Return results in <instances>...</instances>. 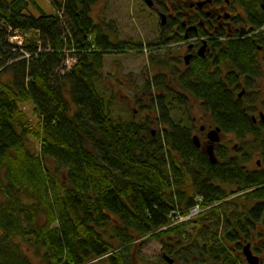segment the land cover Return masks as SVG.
Wrapping results in <instances>:
<instances>
[{
    "label": "trees",
    "instance_id": "trees-1",
    "mask_svg": "<svg viewBox=\"0 0 264 264\" xmlns=\"http://www.w3.org/2000/svg\"><path fill=\"white\" fill-rule=\"evenodd\" d=\"M96 2L52 0L56 13L40 6L36 13L27 0H0V264H128L123 249L147 239L162 243L165 258L179 256L194 242L190 223L204 226L199 219L221 214L219 204L235 194L238 215H228L227 228L214 230L186 262L249 264L242 240L254 236L264 249V122H253L237 97V79L208 64L178 82L222 132L242 140L232 149L218 145L217 162L196 146L190 126L172 119L162 97L164 132L117 118L100 87L105 56L137 44L111 39L92 16ZM10 27L34 33L18 47ZM250 51L249 43H231L222 53L235 67L237 54L245 60ZM28 136L40 142L38 153ZM255 152L261 164L251 169ZM197 197L209 210L179 221Z\"/></svg>",
    "mask_w": 264,
    "mask_h": 264
},
{
    "label": "rangeland",
    "instance_id": "rangeland-1",
    "mask_svg": "<svg viewBox=\"0 0 264 264\" xmlns=\"http://www.w3.org/2000/svg\"><path fill=\"white\" fill-rule=\"evenodd\" d=\"M28 8L38 13L37 6H40L45 12H54L53 6L49 0H27ZM92 16L96 21L105 24V28L115 42L130 41L136 43L130 51L126 52H108L105 56V65L100 78V87L107 97L113 98V113L122 120H133L142 123H148L149 129L158 132H164L166 125L162 120L160 113L159 98L162 97L170 105L171 117L183 125L191 127V134H198L200 137L199 127L205 124L207 128L214 127L209 110L202 104L201 100L196 99L189 92L184 91L179 85V79L185 73L178 74L177 64L170 59L164 46L158 44L160 34L156 19L151 16L148 10L141 9L139 0H98L93 6ZM33 31L25 33L24 36L33 35ZM16 40V39H13ZM41 38V44L43 45ZM1 58V57H0ZM9 73H5L6 78ZM147 81L150 84L147 85ZM173 91L174 95L181 93L187 99L186 104L174 99L168 91ZM154 97V99H152ZM264 106V93L257 96ZM25 110L28 114L32 112V102L25 104ZM28 146L34 151H39L40 142L31 136H28ZM241 139L234 133H224L221 142L230 149L241 143ZM260 160V152H255L248 166L254 169ZM260 165V164H258ZM53 168V164L51 165ZM236 194L229 198V201H223L219 204L221 214L213 212L200 218L204 226H198L196 222L190 223L186 230L191 234L194 242L190 245L183 246L179 249V256H168L174 258L170 263L163 256L162 243L159 240L147 239L142 241L140 248L135 249L133 245L124 248L128 264H188L186 260L191 256L192 251L200 248L207 241L216 229L225 230L227 228V216L231 213L238 215L236 207ZM237 208V209H236ZM236 209V210H235ZM206 209V211H208ZM205 211V212H206ZM204 212V211H203ZM200 213L195 218L201 216ZM193 221V220H192ZM190 237V238H191ZM195 237V238H194ZM247 241L254 247H261L260 240L256 237L242 240L244 246ZM186 242V241H185ZM231 245V244H230ZM260 253L254 252L261 256L264 264V249L261 247ZM30 254L33 252L27 250ZM240 255L246 261L245 256L240 251ZM191 264V263H190ZM201 264V263H199Z\"/></svg>",
    "mask_w": 264,
    "mask_h": 264
},
{
    "label": "flooded vegetation",
    "instance_id": "flooded-vegetation-1",
    "mask_svg": "<svg viewBox=\"0 0 264 264\" xmlns=\"http://www.w3.org/2000/svg\"><path fill=\"white\" fill-rule=\"evenodd\" d=\"M139 1L141 9L156 19L160 41L164 42L161 46L177 63L174 66L178 67V74L196 76L195 71L205 64L211 72L218 71L215 74L221 78L231 74L237 79V97L246 102L253 122H264V106L257 97L264 93V0ZM231 43L237 47L249 43L251 47L245 60L237 54L235 67L230 63L231 57L222 53ZM213 126L200 125L198 148L203 150L210 144L209 131L219 127L215 122ZM223 134L220 130L215 152L223 144Z\"/></svg>",
    "mask_w": 264,
    "mask_h": 264
},
{
    "label": "water",
    "instance_id": "water-1",
    "mask_svg": "<svg viewBox=\"0 0 264 264\" xmlns=\"http://www.w3.org/2000/svg\"><path fill=\"white\" fill-rule=\"evenodd\" d=\"M188 58V57H187ZM240 96L242 95V92L239 94ZM264 119V115L262 117ZM220 127L214 128L209 131V137H210V144L207 146L203 147V150L207 153L209 159L211 160L212 163L217 162L218 158L216 156L215 152V146L214 144L218 141H220ZM193 141L196 144L197 147L201 146L200 138L197 134L193 135ZM258 164H260V160L257 161ZM243 253L245 255V258L249 264H260L261 258L259 255L255 254L252 250L251 243L248 242L243 246ZM170 262H173L172 258H169Z\"/></svg>",
    "mask_w": 264,
    "mask_h": 264
},
{
    "label": "built area",
    "instance_id": "built-area-1",
    "mask_svg": "<svg viewBox=\"0 0 264 264\" xmlns=\"http://www.w3.org/2000/svg\"><path fill=\"white\" fill-rule=\"evenodd\" d=\"M16 37H20V36H17V35H14L13 38H16ZM21 43V40L19 41ZM69 63V62H68ZM202 211V198L200 197H197L196 198V202L194 203V205L189 209V211L187 212V214L185 215H180L178 218H179V221H182V220H188L190 219L191 217L197 215L198 213H200Z\"/></svg>",
    "mask_w": 264,
    "mask_h": 264
}]
</instances>
